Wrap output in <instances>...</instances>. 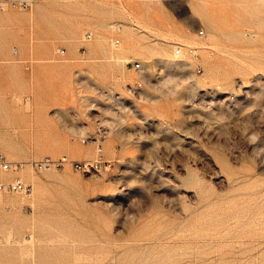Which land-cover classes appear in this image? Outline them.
<instances>
[{"label": "rangeland", "instance_id": "1", "mask_svg": "<svg viewBox=\"0 0 264 264\" xmlns=\"http://www.w3.org/2000/svg\"><path fill=\"white\" fill-rule=\"evenodd\" d=\"M0 156V264H264V0L0 11Z\"/></svg>", "mask_w": 264, "mask_h": 264}, {"label": "built area", "instance_id": "2", "mask_svg": "<svg viewBox=\"0 0 264 264\" xmlns=\"http://www.w3.org/2000/svg\"><path fill=\"white\" fill-rule=\"evenodd\" d=\"M117 1V0H113ZM35 3V0H0V11L5 12L8 10H14V11H30L33 8V5ZM119 30V29H118ZM199 35H204V31L201 30L199 32ZM94 35L91 32H87L84 35L85 41H91L93 40ZM121 46V39H115L113 41V47L115 49L119 48ZM18 50H15V53H17ZM181 48L178 47L176 50V54L180 55ZM59 54L63 55L64 51H60ZM135 68L139 69L140 65L137 63L135 65ZM27 69H30L29 66H27ZM201 70L198 69V72ZM100 138L102 137V134L100 133ZM103 147L101 144L97 146V156L92 161H73L69 159L68 157H62L60 159L54 160L51 158H45L41 161L35 162L32 164L33 168L36 171H47L51 170L53 168H60L66 165H71L76 171H79L83 174H92V173H101L103 171H108L111 167V163H108L104 161L103 156ZM11 164L5 159L4 156H0V169L4 172H7L10 170ZM33 187L30 184L25 183L21 179H16L12 182H6V183H0V192H6V193H17L22 194L26 196H30L32 194Z\"/></svg>", "mask_w": 264, "mask_h": 264}, {"label": "bare ground", "instance_id": "3", "mask_svg": "<svg viewBox=\"0 0 264 264\" xmlns=\"http://www.w3.org/2000/svg\"><path fill=\"white\" fill-rule=\"evenodd\" d=\"M177 55V54H176Z\"/></svg>", "mask_w": 264, "mask_h": 264}]
</instances>
